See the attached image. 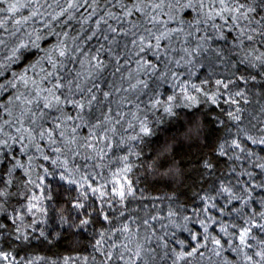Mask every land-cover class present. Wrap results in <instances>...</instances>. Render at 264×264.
Instances as JSON below:
<instances>
[{
	"label": "snow or ice",
	"instance_id": "obj_1",
	"mask_svg": "<svg viewBox=\"0 0 264 264\" xmlns=\"http://www.w3.org/2000/svg\"><path fill=\"white\" fill-rule=\"evenodd\" d=\"M0 264H264V0H0Z\"/></svg>",
	"mask_w": 264,
	"mask_h": 264
}]
</instances>
